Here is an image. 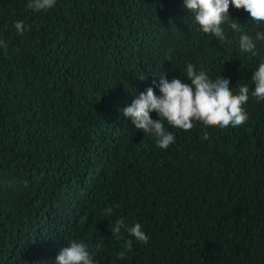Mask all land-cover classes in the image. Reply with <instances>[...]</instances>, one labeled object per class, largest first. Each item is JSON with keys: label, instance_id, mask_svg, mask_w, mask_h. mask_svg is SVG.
Here are the masks:
<instances>
[{"label": "trees", "instance_id": "1", "mask_svg": "<svg viewBox=\"0 0 264 264\" xmlns=\"http://www.w3.org/2000/svg\"><path fill=\"white\" fill-rule=\"evenodd\" d=\"M28 3L0 0V264H56L71 240L96 264H264V100L249 95L237 127L163 121L167 149L122 114L163 73L191 84L189 63L228 78L233 94L254 88L264 41L253 56L239 36L264 22L230 5L243 31L226 23L220 40L184 0ZM120 218L148 242L124 228L117 239Z\"/></svg>", "mask_w": 264, "mask_h": 264}, {"label": "clouds", "instance_id": "2", "mask_svg": "<svg viewBox=\"0 0 264 264\" xmlns=\"http://www.w3.org/2000/svg\"><path fill=\"white\" fill-rule=\"evenodd\" d=\"M56 0H29L27 7L35 11L47 10L54 7ZM185 8L194 14V19L200 29L212 36L224 40L226 33L223 25L227 23L228 28L236 33L243 30L241 24L235 19L229 18V6L236 9H243L249 13L250 18L259 25L264 22V0H184ZM14 28L18 34L25 31L24 22H14ZM256 41H264V31H256L255 38L247 33L239 36V47L243 52L256 55ZM0 46L5 49L6 43L0 41ZM186 77L191 84H186L179 78L168 79L163 73L159 78L153 80V86L139 93L132 103L125 106L122 114L132 120L136 129L143 133L153 134L157 139V146L167 149L175 141V136L169 132L164 125L166 121L173 128L189 131L195 127L194 121L201 122L206 127L228 126L237 127L244 124L248 115L244 105L249 95L255 97L257 102L264 100V61L252 73L251 80L254 88L248 85H241L238 94H233L229 88L230 80L221 75L215 80L211 79L203 70L196 71L191 63L187 65ZM143 79V78H142ZM158 80V82H157ZM159 89V95L154 91ZM155 111L157 120L151 118ZM207 132L203 133V139H208ZM112 208L105 212L111 214ZM124 228L136 241L147 243L148 235L142 230L140 223L128 227L123 218L117 219L112 234L117 239L121 238V229ZM127 249L132 248V241L127 240ZM99 250L100 245L95 246ZM125 253L121 252L118 259H124ZM56 264H96L94 252L89 245L83 241L71 240L62 247L56 257Z\"/></svg>", "mask_w": 264, "mask_h": 264}]
</instances>
